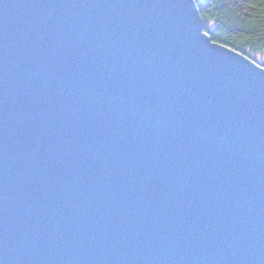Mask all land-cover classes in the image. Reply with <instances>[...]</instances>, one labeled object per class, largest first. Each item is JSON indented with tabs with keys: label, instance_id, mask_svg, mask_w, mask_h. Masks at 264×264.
<instances>
[{
	"label": "water",
	"instance_id": "1",
	"mask_svg": "<svg viewBox=\"0 0 264 264\" xmlns=\"http://www.w3.org/2000/svg\"><path fill=\"white\" fill-rule=\"evenodd\" d=\"M0 264H264V68L195 0H0Z\"/></svg>",
	"mask_w": 264,
	"mask_h": 264
},
{
	"label": "trees",
	"instance_id": "2",
	"mask_svg": "<svg viewBox=\"0 0 264 264\" xmlns=\"http://www.w3.org/2000/svg\"><path fill=\"white\" fill-rule=\"evenodd\" d=\"M213 43L251 58L264 53V0H196Z\"/></svg>",
	"mask_w": 264,
	"mask_h": 264
},
{
	"label": "rangeland",
	"instance_id": "3",
	"mask_svg": "<svg viewBox=\"0 0 264 264\" xmlns=\"http://www.w3.org/2000/svg\"><path fill=\"white\" fill-rule=\"evenodd\" d=\"M196 4L197 1L195 0ZM239 53V52H238ZM253 60L262 68H264V53L257 54L253 56Z\"/></svg>",
	"mask_w": 264,
	"mask_h": 264
},
{
	"label": "bare ground",
	"instance_id": "4",
	"mask_svg": "<svg viewBox=\"0 0 264 264\" xmlns=\"http://www.w3.org/2000/svg\"><path fill=\"white\" fill-rule=\"evenodd\" d=\"M199 14H200V12H199ZM201 16V15H200ZM205 34H207L206 32H205ZM208 35V34H207ZM209 36V35H208ZM212 41V40H211ZM213 42V41H212ZM241 54V53H240ZM241 55H243V54H241ZM244 56V55H243ZM246 57V56H245ZM249 59H251V58H249ZM252 60V59H251ZM253 62H255L254 60H252ZM256 63V62H255ZM257 64V63H256Z\"/></svg>",
	"mask_w": 264,
	"mask_h": 264
}]
</instances>
